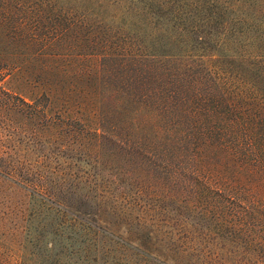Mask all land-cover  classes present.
<instances>
[{
	"label": "trees",
	"instance_id": "16d2710c",
	"mask_svg": "<svg viewBox=\"0 0 264 264\" xmlns=\"http://www.w3.org/2000/svg\"><path fill=\"white\" fill-rule=\"evenodd\" d=\"M205 5L208 23L227 12ZM164 9L123 16L90 0H0V84L24 96L46 146L91 158L72 175L47 171L52 204L66 212L61 196L80 194L99 221L122 222L128 239L77 215L73 225L149 264H168L176 233L200 246L190 264H264V21L223 23L245 53L196 56L172 45ZM15 252H0V264H43Z\"/></svg>",
	"mask_w": 264,
	"mask_h": 264
},
{
	"label": "rangeland",
	"instance_id": "374dc122",
	"mask_svg": "<svg viewBox=\"0 0 264 264\" xmlns=\"http://www.w3.org/2000/svg\"><path fill=\"white\" fill-rule=\"evenodd\" d=\"M90 1L108 7L110 13L117 12L123 16L139 12L141 7L151 4L168 8L164 10H169V18L173 20L172 36L170 35L172 45L175 39L176 46L196 56H212L218 52L232 54L237 50L245 53L249 49L244 44L241 48L233 47L234 35L232 31L224 29L223 23L226 24L237 16L244 18L247 14L260 22L264 21V0ZM235 3L240 7H229ZM205 4L210 8L208 14L218 11L222 5H226L227 12L220 20L205 22ZM257 49L264 53L263 44ZM9 88H12L9 84H0V101L2 98L6 100L0 104L7 106V110L0 109V243L3 244L0 252L8 253L11 260H14L15 249H21L29 258L43 264H50L54 258H61L63 264H149L135 249L120 245L104 235L97 237L81 224L73 225L74 215H77L90 223L104 225L116 237L127 241L125 225L114 218H111V224L99 221L91 200H84L80 194L72 195L70 199L61 196L65 198L61 200L66 212L52 204L58 202V198L53 195L57 187L48 178L47 171L61 166L67 168L68 174L72 175L78 166L86 170L91 158L82 154L80 158L84 161L76 160L74 156L77 155L72 151L60 153L57 148L46 146L39 136L38 121H31L23 112L26 109L24 96L12 93ZM70 175H66L68 188L63 190L64 195L73 186L74 180ZM75 181L78 183V179ZM83 182L84 180L79 181V184ZM186 235L188 233L183 234L184 238L180 241L177 233L172 236L168 264L200 261V246L191 242ZM131 245L139 247L136 243ZM239 259L240 256L236 258V262ZM254 263L252 261L247 264Z\"/></svg>",
	"mask_w": 264,
	"mask_h": 264
}]
</instances>
